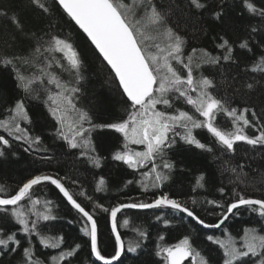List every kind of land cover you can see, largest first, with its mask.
I'll return each instance as SVG.
<instances>
[{
    "label": "snow or ice",
    "instance_id": "1",
    "mask_svg": "<svg viewBox=\"0 0 264 264\" xmlns=\"http://www.w3.org/2000/svg\"><path fill=\"white\" fill-rule=\"evenodd\" d=\"M54 12L74 25L84 37V48L107 69L108 86L119 95L122 115L97 118V106L86 100L83 84L85 52L54 31ZM233 12L247 21L243 36L235 43L224 34L227 27H235ZM204 14L213 29H220L212 36L215 54L196 46L187 51L189 40L180 30L182 22L191 23L193 40L208 35ZM237 48L252 54V62L241 65L235 55ZM228 65L240 71L230 73ZM205 67L215 69L216 74L206 73ZM241 72L246 74L242 80ZM6 78L23 95L12 96L0 88V164L10 156L19 159L11 151L13 142L26 145L23 151L27 154L50 151L43 136L33 131L35 121L28 102L38 101L44 109L40 118L53 122L54 140L78 150L77 159L96 169L105 159L122 162L140 177L127 179L124 187L139 184L145 198L128 196L105 204L87 194L78 179L59 171L36 170L15 187L0 185V264H74L79 256L81 243L68 244L63 235L47 234L50 228L45 222L59 217L53 213V200L36 196L37 187L45 184L55 186L77 214L68 223H78L79 231L88 238L84 244L95 258L92 264L120 262L122 255L136 253L149 238L148 231L134 228L138 238L125 245L119 214L126 209L157 210L155 220L165 229L173 222L170 217L179 213L180 220L187 217L204 229L221 230L223 239L206 235L220 253L215 264H264V167L258 173L259 185L249 180L246 169L252 165L247 158L225 168L236 179L230 189L216 188L220 198L198 201L190 197L186 201L166 191H153L173 181L178 168L173 154L184 146L214 151L198 138L197 130L211 134L225 154L235 155L241 143L264 152V0H186V5L177 0H0V82ZM241 94L246 98L235 103ZM180 104L190 107L185 110L177 106ZM220 116L231 121L230 128L218 122ZM106 133L122 138L109 157L97 147V137ZM39 159L51 161L53 157L41 155ZM224 163L230 165L231 161ZM212 182L213 175L202 171L193 191ZM241 184L245 187L240 188ZM248 186L259 194H250ZM106 191L107 182L101 177L94 192ZM198 205L209 216H216V221L206 222ZM242 211L259 219L237 237L222 226ZM102 217L115 238L112 254L103 253L100 246ZM122 223L126 226L129 221L123 219ZM159 240L163 242L165 237L160 235ZM39 246L58 251L44 253ZM212 252L211 247L205 251L186 235L175 244H157L153 255L159 260L147 264H214Z\"/></svg>",
    "mask_w": 264,
    "mask_h": 264
},
{
    "label": "trees",
    "instance_id": "2",
    "mask_svg": "<svg viewBox=\"0 0 264 264\" xmlns=\"http://www.w3.org/2000/svg\"><path fill=\"white\" fill-rule=\"evenodd\" d=\"M50 2L51 0H49V3ZM177 2L186 5V0H177ZM176 15L179 17L180 13L177 12ZM204 16L207 21L205 28L208 35H202L200 39L193 40L191 23L184 25L182 22L180 30L189 40L187 51H190L192 46H196L207 48L215 54L217 50L213 46L212 36L214 32H219L220 29H213L211 27V21L207 18V14H204ZM232 18L235 21V27H227L224 30V34L235 43L243 36V25H245L247 21L235 12L232 13ZM51 23L56 25L54 31L60 32L61 35L74 42L79 47L80 51L85 52L86 69L83 84L85 87L86 100L95 102L97 106V118L99 120H108L113 116L122 115L123 108L119 102V95L114 87L110 88L108 86L109 73L101 64L95 62L91 56V52L84 48L83 35L79 33L70 21L61 19L60 14L57 12L53 13ZM235 55L241 65L251 63L254 58L252 54L238 48L236 49ZM256 55H259L258 49ZM204 71L213 75L216 74L215 69H209L208 67H205ZM228 71L230 73H235L240 71V69L234 65H228ZM245 75V73L241 72L240 79H244ZM247 75L252 74L249 73ZM217 78L219 79V77ZM0 88L10 93L12 96L23 95L14 88L10 78H6L0 82ZM241 92H243V89H241ZM245 98L246 97L242 94L238 95L235 99V103L238 104ZM262 99H264V97H262ZM28 103L35 121L33 131L43 136L45 142L44 146L49 148L50 151L47 153L27 154L23 151V147H26V145L22 146L20 142H13L11 151L18 153L19 159L17 160L10 156L8 162L0 164V185L15 187L20 181L33 174L36 170L47 173L59 171L61 175L67 174L74 179H78L87 194L93 195L94 198H101L105 204L120 202L125 200L128 196L139 197L141 199L145 198V196L142 195L139 184L134 183L127 188L124 187L125 181L133 178L134 175L138 180L140 178L138 173L134 174L133 170L128 169L122 162H115L110 158L102 161L99 169L93 168L90 164L82 163L81 160L77 159L78 150L68 149L62 142L53 139V122L50 119L45 120L40 118V113L44 112L43 106L40 105L38 101H29ZM177 106L185 110L189 109V106L186 105L180 104ZM218 122L225 128L231 127V121L225 116L218 117ZM249 134H252L251 130H249ZM197 136L202 142L213 147L214 151L208 153L202 152L194 146H184L179 153L173 154L174 161L178 164V168L174 172L173 181L165 188L153 191H166L170 195L186 201H188L190 197H195L198 201H203L206 198H220L216 188L223 185L230 189L233 187L232 181L236 179L235 174L225 171L224 169L227 167H235L237 162L244 161L246 158L252 165L251 169H246V171H249V180L251 184L259 185L260 177L258 173L260 168L264 167V159H262V157H264V152H261L259 149L251 150L250 146L241 143L235 155L231 153L225 154L222 153L215 138L206 130H197ZM121 140L122 138L116 133H106L99 136L97 137L98 150L105 157H109L110 153L120 146ZM41 155H51L53 159L51 161H40L39 157ZM217 157H219V159ZM227 160L231 161L230 165L224 163ZM181 169H183V171H181ZM202 171L211 173L213 175V182L204 189L196 188V191H193V188L196 187V179ZM101 177L106 180L108 191L100 193L94 192L95 185ZM72 187L77 191L79 190L77 186ZM239 187L244 188L245 185L241 184ZM247 191L250 194H259L253 193L251 186H248ZM152 194V191H150L147 196L150 197ZM36 196L41 200H53L56 204L53 213L56 214L59 219L52 222H45L48 223L50 228L47 234L63 235L68 244L74 242L81 243L82 250L74 261V264H92V261L95 259L94 257H90V249L84 244L88 238L84 237L79 231L80 225L78 223H68V221L77 214L66 204L61 194L58 193V190L50 184H45L37 187ZM206 207L210 209V206ZM197 210L199 215L205 219L206 222L216 221V216H209L206 211L200 210L199 205L197 206ZM156 211L157 210H129L119 214L121 217L119 231L122 234V239L126 246L130 241H134L138 238L137 233L133 231L134 228L148 231L150 235L147 240L143 241V247L141 249L136 253L123 255L121 261L117 264H147L149 261H158L159 258L153 255L157 244H175L186 235L190 236L192 241L205 251H207L209 247L213 249L212 258L214 264L219 260V250L216 249L215 245H211V242L206 240V235L214 234L223 239L224 237L221 230L218 229L214 232H208L187 217H185L184 220H180L179 217L181 214L179 213H176L174 217H170L173 222L165 229L162 223L155 220L153 213ZM216 211L219 212L221 209H216ZM165 214H167V210ZM123 219H128L129 224L125 226L122 223ZM258 219L259 218L254 214L242 211L239 216L230 218L226 221L222 228H226L229 232L238 237L242 234V229L244 227L251 226ZM99 225L100 246L103 253L112 254L115 238L110 232V224L107 222L106 218L102 217L99 221ZM160 235L165 237L163 242L159 240ZM39 248L40 251L44 253L56 254L58 251L56 249H43L42 246H39ZM96 264L98 263L96 262Z\"/></svg>",
    "mask_w": 264,
    "mask_h": 264
},
{
    "label": "water",
    "instance_id": "3",
    "mask_svg": "<svg viewBox=\"0 0 264 264\" xmlns=\"http://www.w3.org/2000/svg\"><path fill=\"white\" fill-rule=\"evenodd\" d=\"M53 186V185H52ZM55 187V186H54ZM124 211H129V209H126ZM133 211H141V210H133ZM143 211H147V210H143ZM194 222V221H193ZM198 225V224H197ZM200 226V225H199ZM202 229H204L202 226H200ZM208 232H214L217 231L218 229H204ZM123 256V255H122ZM122 258V257H121ZM95 259V258H94ZM98 264H102V262H97ZM118 262H114V264H117ZM187 263V261L185 262V264Z\"/></svg>",
    "mask_w": 264,
    "mask_h": 264
},
{
    "label": "rangeland",
    "instance_id": "4",
    "mask_svg": "<svg viewBox=\"0 0 264 264\" xmlns=\"http://www.w3.org/2000/svg\"><path fill=\"white\" fill-rule=\"evenodd\" d=\"M190 107V106H189ZM188 107V108H189ZM188 110V109H187ZM131 147H133V148H137L138 150H142V146H135V145H133V146H131Z\"/></svg>",
    "mask_w": 264,
    "mask_h": 264
},
{
    "label": "bare ground",
    "instance_id": "5",
    "mask_svg": "<svg viewBox=\"0 0 264 264\" xmlns=\"http://www.w3.org/2000/svg\"><path fill=\"white\" fill-rule=\"evenodd\" d=\"M190 219V218H189Z\"/></svg>",
    "mask_w": 264,
    "mask_h": 264
}]
</instances>
